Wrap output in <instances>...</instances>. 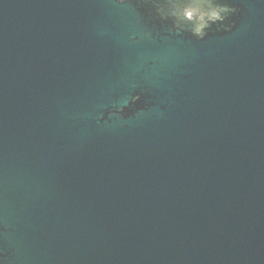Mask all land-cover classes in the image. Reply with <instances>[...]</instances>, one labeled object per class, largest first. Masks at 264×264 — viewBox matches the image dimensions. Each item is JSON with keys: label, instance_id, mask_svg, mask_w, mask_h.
Wrapping results in <instances>:
<instances>
[{"label": "water", "instance_id": "water-1", "mask_svg": "<svg viewBox=\"0 0 264 264\" xmlns=\"http://www.w3.org/2000/svg\"><path fill=\"white\" fill-rule=\"evenodd\" d=\"M0 264H264V0H0Z\"/></svg>", "mask_w": 264, "mask_h": 264}]
</instances>
